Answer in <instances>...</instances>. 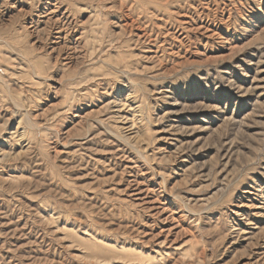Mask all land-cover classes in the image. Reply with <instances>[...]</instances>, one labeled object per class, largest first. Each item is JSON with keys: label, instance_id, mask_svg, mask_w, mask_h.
Returning a JSON list of instances; mask_svg holds the SVG:
<instances>
[{"label": "rangeland", "instance_id": "obj_1", "mask_svg": "<svg viewBox=\"0 0 264 264\" xmlns=\"http://www.w3.org/2000/svg\"><path fill=\"white\" fill-rule=\"evenodd\" d=\"M0 264H264V0H0Z\"/></svg>", "mask_w": 264, "mask_h": 264}]
</instances>
